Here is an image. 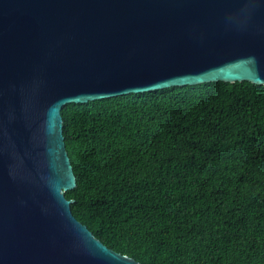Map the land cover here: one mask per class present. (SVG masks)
<instances>
[{
    "label": "water",
    "instance_id": "95a60500",
    "mask_svg": "<svg viewBox=\"0 0 264 264\" xmlns=\"http://www.w3.org/2000/svg\"><path fill=\"white\" fill-rule=\"evenodd\" d=\"M217 80L264 84V0H0V264H142L72 214L60 110Z\"/></svg>",
    "mask_w": 264,
    "mask_h": 264
},
{
    "label": "trees",
    "instance_id": "16d2710c",
    "mask_svg": "<svg viewBox=\"0 0 264 264\" xmlns=\"http://www.w3.org/2000/svg\"><path fill=\"white\" fill-rule=\"evenodd\" d=\"M71 212L142 264H264V84L207 81L62 106Z\"/></svg>",
    "mask_w": 264,
    "mask_h": 264
}]
</instances>
